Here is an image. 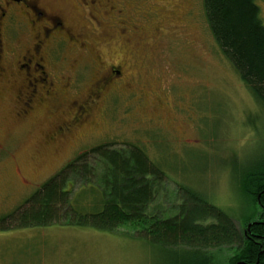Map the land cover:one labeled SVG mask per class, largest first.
<instances>
[{
	"label": "rangeland",
	"instance_id": "1",
	"mask_svg": "<svg viewBox=\"0 0 264 264\" xmlns=\"http://www.w3.org/2000/svg\"><path fill=\"white\" fill-rule=\"evenodd\" d=\"M63 2L85 43L57 47V69L76 72L73 92L59 91L24 114L20 78L0 77V217L92 149L132 146L165 177L154 204L160 213L176 215L182 200L188 206L179 191L187 188L242 230L247 209L240 187L264 159V111L220 55L203 0H109L99 27L81 20L75 3ZM255 2L264 26V0ZM6 36L4 54L13 62L34 42L21 25ZM106 65L119 67L123 84L90 104L87 122L56 135L55 128L72 119L70 102L83 101ZM130 232L13 229L0 233V264H180L189 257H173ZM231 254L212 252L213 264H226Z\"/></svg>",
	"mask_w": 264,
	"mask_h": 264
},
{
	"label": "trees",
	"instance_id": "2",
	"mask_svg": "<svg viewBox=\"0 0 264 264\" xmlns=\"http://www.w3.org/2000/svg\"><path fill=\"white\" fill-rule=\"evenodd\" d=\"M203 8L220 55L264 111V26L259 6L255 0H203ZM164 179L142 151L99 146L66 165L22 207L0 217V233L65 226L112 234L127 228L133 238L173 257L189 256L180 264H213L212 252L223 249L232 253L226 264H264V159L242 179L247 209L242 230L187 188L179 191L187 195L188 206L182 200L176 215L160 213L154 204Z\"/></svg>",
	"mask_w": 264,
	"mask_h": 264
},
{
	"label": "flooded vegetation",
	"instance_id": "3",
	"mask_svg": "<svg viewBox=\"0 0 264 264\" xmlns=\"http://www.w3.org/2000/svg\"><path fill=\"white\" fill-rule=\"evenodd\" d=\"M63 1L0 0V77L7 75L20 78L22 87L18 91V100L24 114L33 111L36 103L53 101L59 91L73 92L71 88L76 87V72L57 69V64L61 61L58 54L60 49L57 47L71 42L82 47L85 44L82 40L83 33L75 31L71 25L70 20L74 17H71L72 12L64 6ZM66 1H71L79 7L81 20L88 22L89 27L100 26L106 13L104 7L109 3V0ZM13 25L24 27L34 40L15 62L4 54L7 43H3V38L11 34ZM91 83V89L83 101L74 99L70 102L72 119L60 123V126L55 128L56 135H64L70 132L73 126L87 122L86 118L91 112L90 104L95 105L108 89L113 93L116 88L118 90L123 84V78L119 67L106 65Z\"/></svg>",
	"mask_w": 264,
	"mask_h": 264
}]
</instances>
